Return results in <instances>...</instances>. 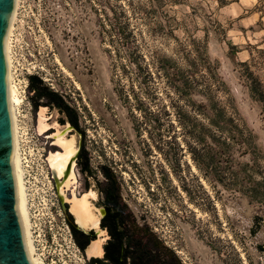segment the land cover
<instances>
[{
  "label": "rangeland",
  "instance_id": "1",
  "mask_svg": "<svg viewBox=\"0 0 264 264\" xmlns=\"http://www.w3.org/2000/svg\"><path fill=\"white\" fill-rule=\"evenodd\" d=\"M21 1L10 54L22 120L38 128L46 108L54 131L69 127L34 108L36 75L76 112L77 152L116 170L134 217L182 264H264V112L244 66L264 81V0ZM213 103L253 136L232 159L203 129ZM36 256L91 260L50 238Z\"/></svg>",
  "mask_w": 264,
  "mask_h": 264
},
{
  "label": "flooded vegetation",
  "instance_id": "2",
  "mask_svg": "<svg viewBox=\"0 0 264 264\" xmlns=\"http://www.w3.org/2000/svg\"><path fill=\"white\" fill-rule=\"evenodd\" d=\"M60 97L64 101L63 106H59L55 103L46 106L57 108L59 112L65 116L69 124L68 128H70L71 131L78 129L83 132L80 128L79 118L73 107L66 103L64 97L61 95ZM41 109L46 110L45 122L49 125L46 131L42 133L39 132L45 134L51 176L68 223L71 222L66 215L65 208L71 209L79 223V227L71 224L76 228L80 240L82 242H87V246L89 244L92 245L86 251V253L88 252L87 257L93 256L92 259L95 260L94 264L158 263L156 260H152L151 257H139L135 252L128 253L127 251L129 243L133 251L137 246L144 250L146 243V227L144 224H140L134 217L129 205L123 198L121 183L116 175V170L110 164L103 161L101 156L98 157V161H94V159L90 157V149L83 143H80L77 152L76 136H70L68 128L62 129L56 127V131H54L53 127L55 126L50 123L47 109ZM40 111L38 129L41 116ZM76 117L78 118L79 126L75 124ZM64 120L65 119H63L62 122H64ZM50 132L52 133L51 137L49 134ZM56 147H58L59 150L51 152V148ZM71 169H73V172H71ZM63 180L66 181L63 189L67 188V190L61 193L59 185L63 183ZM73 187L75 192L71 195L69 192ZM66 193L67 196L65 195ZM70 195L72 197L70 198V202H68L66 199ZM66 202L70 203V205L68 206ZM88 218H90V220ZM84 229H88L89 232H86ZM150 246L152 248L153 244ZM155 251L154 249V252Z\"/></svg>",
  "mask_w": 264,
  "mask_h": 264
},
{
  "label": "water",
  "instance_id": "3",
  "mask_svg": "<svg viewBox=\"0 0 264 264\" xmlns=\"http://www.w3.org/2000/svg\"><path fill=\"white\" fill-rule=\"evenodd\" d=\"M15 7L16 0H0V264H32L18 212L17 186L12 162L14 124L9 96L6 40ZM69 197L71 198V195ZM66 204L70 205L68 202ZM65 211L70 222L79 227L71 209L65 208ZM84 230L89 232L88 229ZM92 258L93 256L89 257Z\"/></svg>",
  "mask_w": 264,
  "mask_h": 264
},
{
  "label": "built area",
  "instance_id": "4",
  "mask_svg": "<svg viewBox=\"0 0 264 264\" xmlns=\"http://www.w3.org/2000/svg\"><path fill=\"white\" fill-rule=\"evenodd\" d=\"M23 7L20 0L17 15ZM17 141L35 255L39 244L49 238L80 252L51 176L45 134L34 122H24L18 112Z\"/></svg>",
  "mask_w": 264,
  "mask_h": 264
},
{
  "label": "trees",
  "instance_id": "5",
  "mask_svg": "<svg viewBox=\"0 0 264 264\" xmlns=\"http://www.w3.org/2000/svg\"><path fill=\"white\" fill-rule=\"evenodd\" d=\"M130 35H133L132 30H130ZM244 66L247 69L248 75H246V79L249 84L250 94L253 99L262 104L264 112V81L255 76L254 73L250 72L248 63H245ZM28 89L31 93H33L32 102L35 109H38V107L43 104L48 105L55 103L59 106L64 105V101L60 95L45 86L41 77L36 75L30 76ZM42 100L46 101L44 102ZM211 109L212 115L208 118V125H203V129L207 132L213 133H211V139L216 143L218 149L222 151L224 157L232 159V153H228L230 152L231 146L237 144V146L241 149L248 148L247 146L250 144L249 139H253V136L252 134L247 133V130L244 128V125L240 123L239 119L234 114L229 113L225 107H217L213 103L211 105ZM75 124L79 126L77 117L75 119ZM194 158L197 160L196 154L194 155ZM263 183L264 182H259L257 185L260 186ZM254 189L256 190L257 188L254 187ZM253 198L262 200L256 196H253ZM69 224L77 246L82 252H84L87 242H82L78 237L76 228L71 223ZM145 240L146 243L144 250L137 246V248L133 251L130 248L131 246L129 243L127 248L128 253L135 252L139 257H151L152 260H156L158 262L156 264H182L175 252L166 247L163 242L149 230L148 227H146ZM151 244H153L152 248L150 246ZM154 249L156 250L155 252ZM94 263V259L89 261V264Z\"/></svg>",
  "mask_w": 264,
  "mask_h": 264
},
{
  "label": "bare ground",
  "instance_id": "6",
  "mask_svg": "<svg viewBox=\"0 0 264 264\" xmlns=\"http://www.w3.org/2000/svg\"><path fill=\"white\" fill-rule=\"evenodd\" d=\"M19 3H20V0H16V7H15V11H14L13 17L11 19L9 33H8L7 40H6V53H7L8 68H9V96H10V105H11V111H12V116H13V124H14V153H13L12 162H13V169H14L16 186H17L18 212H19V215H20V218H21L23 229H24L25 242H26V247H27L28 253H29V257L31 259L32 264H43L42 263V259L39 256H36L35 253H34L35 250H34V247H33L32 231H31V224H30V220H29V213H28V207H27V202H26L25 187H24V183H23V179H22L20 160H19V156H18V152H17V148H18V141H17V107L20 106L21 103H23L22 102L23 100L21 99V96H20L21 93L19 92V88H18V86L15 84V82L13 80V68H12V66H13L12 63L13 62H12V58H11V54H10V43H11L10 41H11V36H12V33H13V27H14V22H15V18H16V15H17V10H18V7H19ZM40 115L41 116H40V125L39 126H40L41 132H44L49 127V125H47V123L45 122L46 110L45 109H41ZM69 151H71V150H69ZM68 155H69V153H68ZM71 156H70V158H71ZM71 161H72V159H71ZM88 219L90 220V218H88Z\"/></svg>",
  "mask_w": 264,
  "mask_h": 264
}]
</instances>
